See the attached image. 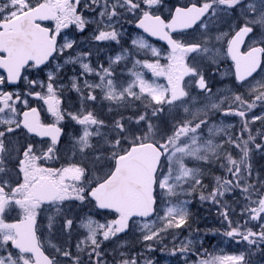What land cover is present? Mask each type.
<instances>
[{"label":"snow or ice","instance_id":"snow-or-ice-1","mask_svg":"<svg viewBox=\"0 0 264 264\" xmlns=\"http://www.w3.org/2000/svg\"><path fill=\"white\" fill-rule=\"evenodd\" d=\"M161 2L126 0L132 15L136 9L147 11L135 22L142 32L115 55L117 61L126 57L123 78L116 79L113 57L108 67L81 63V76L70 77L80 103L75 111L63 107L60 92L65 85L49 84L47 95H42L22 94L19 89L5 92L0 84V264H83L82 253L89 244L95 247L88 255L94 253L95 259L88 264H101L102 243L124 231L130 215L156 214L158 203L165 228H182L190 201L174 203L177 189L187 178L195 176L196 184H201L204 177V167H190V161L205 167L220 163L227 178H214L220 185L219 195L232 194L235 187L246 201L237 215L245 219L234 224L228 209L222 208V226L209 230L235 242L231 255L201 251L203 244L192 239L170 254L179 256V264H249L247 249L255 246L256 252L264 251L260 248L264 243V179L260 178L264 165L253 176L248 146L252 141L264 155V139L255 143L252 134L244 139L245 133H251L249 124L264 121V0L246 4L244 0H183L169 9L171 22L156 17L163 21L162 27L146 24L151 8ZM221 12L228 22L223 31L219 30ZM108 38L119 45L114 30L95 37L98 41ZM149 38L167 47L158 48ZM193 54L202 58L204 66L190 63ZM222 64H228L229 86L213 92L206 69L219 71ZM91 76L98 80L86 78ZM221 100L228 102L223 112ZM98 102L108 104L104 116L95 109ZM218 113L222 119L239 118L238 135H232L234 124L211 123ZM216 195L214 186L210 194L201 192L200 199L212 202ZM102 210L118 219L107 226L93 219ZM121 220L124 223L113 229L112 224ZM249 223L259 225L258 230L245 227ZM80 226L87 229L86 235L75 231ZM57 227L67 237L63 247L50 240ZM74 235L81 237L75 251Z\"/></svg>","mask_w":264,"mask_h":264},{"label":"rangeland","instance_id":"rangeland-1","mask_svg":"<svg viewBox=\"0 0 264 264\" xmlns=\"http://www.w3.org/2000/svg\"><path fill=\"white\" fill-rule=\"evenodd\" d=\"M41 1L49 3L50 6L54 9L55 19L51 22L50 25H48V27L50 29L53 27L54 30L60 31L61 36L59 38L56 59L40 74L39 89L44 92L43 95H47V87L49 84H52L56 88H59L60 85H65V87L60 92V94L62 95L61 99L63 107L66 111H75L80 107V103L77 93L71 94L67 91L68 86L72 84L70 77L76 76L79 78L81 76V73L83 71L80 67L81 63H90V66L92 68H96L99 64H101L98 62L94 63L90 59L89 55L85 54L90 53V55H95L97 52L113 51L109 57H105L106 64L103 65L105 67H108L109 58L113 57L114 66L115 68H118V71L116 72V79H122L123 77L120 75V73L122 70H125L126 57L122 60L117 61L115 60V55L117 53H121L123 48L129 47L131 44V40L139 34V32L134 29V22L140 16V14H142L144 11H147V9H136V15H132V12L129 11L130 5L126 3V0H1L3 19H10L12 17H15L19 13L37 5ZM141 2L142 0H132V3ZM178 2L182 3L183 0H176V2L174 3L169 2V0H164L161 2V4L151 8V13L156 14L157 12L165 19H168L170 17L169 9L174 8V6ZM248 2L249 0H244L245 4ZM84 9L88 11H83ZM113 10H115V15L111 14ZM218 14L221 16V27L219 30H226L228 22L225 21L222 12ZM116 16H119L120 19L123 18L125 23L129 25L128 28H126V26H123L121 29L115 30V25L121 22V20ZM81 17L85 20L86 23L93 24L92 27L100 26L103 29L93 31L86 30L87 33L83 37L84 27H80ZM113 30L117 32L119 41L121 42V48L118 50L117 45L115 46V42L112 41L111 38L103 41H98L95 39V37L101 31L107 32ZM86 38H89L90 42H86ZM150 42L158 48H165L159 43H156L152 40H150ZM189 61L191 64L197 67L204 66V61L202 60V58L196 56L195 54H193V56L189 58ZM127 66L130 68L131 63H128ZM226 69L220 73L219 79L222 81L227 78L229 79ZM50 74L52 77L51 79ZM29 77V75L25 76V79L28 80ZM86 78L93 82H95L96 80V78L93 80L89 77ZM148 78L151 79L150 73H148ZM0 82L5 84L4 77L1 73ZM79 83L82 90H85L83 88L82 79L79 80ZM159 83H165V81L160 80ZM228 86V83L222 82L220 86L215 90V92L217 90H224ZM28 88H30L29 85ZM97 91V95H101V93H99V90ZM227 95L228 93H225V96ZM218 102L223 104L226 103V101L223 100ZM33 106H36L35 102H33ZM107 108V102H105L103 105L98 102V109H96V111L101 116H104L107 112ZM127 114L128 113H125V115ZM259 114L260 113H258L257 115ZM45 116H47V113H42V118H44ZM221 122L224 125H236V128L232 130V135L234 137L235 134L238 135L239 131L242 130V125L237 126L236 123L232 122L228 118H214L213 121H211V123L217 124ZM262 126H264V121H260V127ZM67 130L69 132L73 131L70 124ZM221 135H223V133H221ZM65 139H67V137ZM257 158L258 159L255 163V172L262 165H264V155L257 153ZM219 164L220 163L217 162L214 165L205 167L194 161H190V167H204V177L202 178V183L196 184L195 176L187 178L186 182L182 183L181 186L177 189L178 194L173 202L175 203L180 200H189L190 204L187 205V208L188 211H190V208L192 206H195V204H197V202L201 200V191H205L208 188V183L214 180L212 171L219 169ZM260 178L264 179V172H261ZM228 195H230L232 198L230 202L232 206H236L239 204V202L244 201L241 197V194L238 196V198L234 192ZM157 196L159 197V191L157 192ZM243 205H245L244 202ZM160 209L161 206L158 203L157 213L151 219L134 220L131 223L129 232L125 236L120 237L117 234L118 236L116 235L114 238H110L109 241H104L102 243V246L98 249V251L102 253L101 264H122L124 260H127L128 264H133V260H135V264H145V261L147 260H152L153 264H165V261H167L168 264H179V256H172L170 252L173 249L179 248L181 243L186 239L197 241L198 244L202 243L203 246L205 245V243H207L208 247L202 248L201 251L208 250L209 253L213 255L226 256L233 254L232 250L235 247L234 241H224L223 238L219 236V234L215 235L213 232L209 231L211 229L220 228L222 226L220 222H216L215 220H206L198 228L182 226V228L180 229H176L173 227H168L166 229V220L160 218L164 215V213ZM195 209L196 213L192 216L191 222L199 223L202 219V209L198 210V206H196ZM239 211L240 210H238V213ZM213 213L218 214V211H215ZM11 214L15 215V213ZM86 219L87 217H85V220ZM93 219L100 221L101 223L105 224V226L108 225L109 221L114 220L106 213H94ZM42 223L46 224L47 222L42 221ZM145 224L148 225L146 228L144 227ZM192 226H194V224H192ZM112 228L116 229L114 224H112ZM55 230H58V233L54 232L50 237V240L53 244H59L61 245V247H63L66 244V240L63 239V236L60 234L59 227H57ZM75 231L78 233H82L83 235L87 234V229L83 228L82 226L78 227ZM189 233H192V236H189ZM45 235H47V233H45ZM149 236H151V239H145V237ZM80 238L81 237L79 235H74L72 237V241H74L73 251H75L76 241ZM101 241L102 237L98 235L97 242L100 243ZM144 244H159L160 247L164 249V251H145L141 249ZM92 247L94 248L95 246L89 244L88 248H85L84 252L82 253L83 257L88 255V250ZM245 247L247 248V246ZM213 248L216 249L215 252L212 251ZM121 253H123V255H121ZM88 262L83 264H88ZM63 264H67V262H63ZM250 264H264V260L259 259L257 261H252Z\"/></svg>","mask_w":264,"mask_h":264},{"label":"water","instance_id":"water-1","mask_svg":"<svg viewBox=\"0 0 264 264\" xmlns=\"http://www.w3.org/2000/svg\"><path fill=\"white\" fill-rule=\"evenodd\" d=\"M51 16L52 12L48 5L42 3L0 24L3 29L0 32V53L4 54V57H0V71L6 76L8 85L14 86L19 82L23 69L28 64L33 63L36 68L44 66L54 54L57 36L54 34L50 37V30L41 25L49 22ZM156 17L160 16L146 18L145 23H159L162 27L163 21H158ZM152 39L164 43L156 38ZM152 215H130L127 218V228L120 233L124 234L128 230L130 220L149 219ZM123 223L124 221L121 220L116 226L119 227Z\"/></svg>","mask_w":264,"mask_h":264},{"label":"trees","instance_id":"trees-1","mask_svg":"<svg viewBox=\"0 0 264 264\" xmlns=\"http://www.w3.org/2000/svg\"><path fill=\"white\" fill-rule=\"evenodd\" d=\"M249 127L251 128V133H245L244 134V139H247V136L249 134H252V135L256 136L255 143H261L262 139H264V126L260 127V125H257L255 127H251V126H249ZM257 129H260L258 134H257V131H256ZM248 146H249L250 149H252L251 158H252V162H253V176H255V163H256V161L258 159L257 158V151H256L254 143L252 141H249ZM234 155H236L237 158H239V154L238 153H234ZM218 167H219V169L212 171L214 178L216 176H221L222 178H227L225 176V173H224L223 169L220 168V164H219ZM241 182L243 183V181H241ZM214 186L217 188V195L215 197V200L212 201V202L208 201L207 199H205L203 201L199 200L197 202V204H195V206H192L190 208V211H189V216H188V219H187V223H186V225H184V227L190 226L192 228H198L206 220H215L216 222L218 221V222H220L222 224L223 217L221 215H219V213L221 212L222 208H227L228 209L229 216L232 218L234 224H235V222L237 220H241L242 221V220L245 219V217L237 215V210H238V208L243 207L244 206L243 202L246 203V201L239 202L238 205L232 206L230 204V199H231L230 195L225 193L223 198H221V196L219 195L220 185L219 184H215V179L208 183V188L205 191H201V192H204L206 195L210 194L212 192ZM225 187H227V185H225ZM257 187H261L259 185V182H257ZM261 191H264V187H261ZM233 192L236 195L239 194V191L235 187H233ZM217 201H218V203H217ZM226 201H227V203H226ZM196 206H198V210L202 209V219L200 220L199 223H197V222H193L192 223L191 219H192V216L196 213V211H195L196 210L195 209ZM215 210L218 211V214H214L213 213ZM192 224H194V226H192ZM245 227H252L254 230H256V229L258 230V225H254V224H251V223H249ZM149 247H151V249H152L151 251H160V252L164 251V249L161 248L159 244L158 245L157 244H144L141 247V249L146 251V250H149ZM206 247H208L207 243H205L203 248H206ZM260 248L262 250H264V243L260 244ZM247 250H248L249 264L252 261H257L259 259L260 260H264V251L256 252V247L255 246H252L251 249H247ZM253 252H256V254L252 255Z\"/></svg>","mask_w":264,"mask_h":264},{"label":"flooded vegetation","instance_id":"flooded-vegetation-1","mask_svg":"<svg viewBox=\"0 0 264 264\" xmlns=\"http://www.w3.org/2000/svg\"><path fill=\"white\" fill-rule=\"evenodd\" d=\"M55 16V15H54ZM1 21V20H0ZM226 68H228V64H222L220 66L219 71H214L213 68L208 67L206 69L207 71V76H208V80L210 82L211 88L213 90V92H215V90L220 86V84L222 82L224 83H228L229 84V79H224L223 81L219 79L220 73L225 70ZM41 70H35L32 67H28L27 69V74L30 76L27 80H24L20 87L18 88L20 90V92L23 94L25 91L28 92H40L42 95L44 94L43 91H41L40 88V84H39V80H40V74H41ZM33 83H35V87H33ZM0 84H2L0 82ZM3 85V84H2ZM28 85L30 88H28ZM5 92H7V90L3 89ZM228 107V102L226 101V103L224 104V108L221 110H227ZM221 115H217L215 118H219ZM231 118V117H228ZM50 119V117H49ZM238 119V118H235ZM64 261L61 262V264H63Z\"/></svg>","mask_w":264,"mask_h":264}]
</instances>
